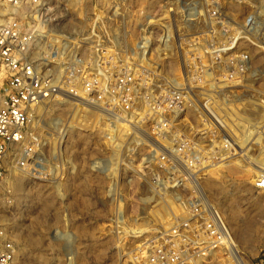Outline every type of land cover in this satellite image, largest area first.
Masks as SVG:
<instances>
[{"label":"rangeland","instance_id":"rangeland-1","mask_svg":"<svg viewBox=\"0 0 264 264\" xmlns=\"http://www.w3.org/2000/svg\"><path fill=\"white\" fill-rule=\"evenodd\" d=\"M52 12L43 29L71 32L81 62L38 108L21 169L8 158L16 264H264V0Z\"/></svg>","mask_w":264,"mask_h":264},{"label":"built area","instance_id":"built-area-1","mask_svg":"<svg viewBox=\"0 0 264 264\" xmlns=\"http://www.w3.org/2000/svg\"><path fill=\"white\" fill-rule=\"evenodd\" d=\"M54 1L0 0V264H16L20 257L25 210L17 184L10 182L8 158L13 153L21 169L29 157L26 144L35 139L38 108L62 93L64 75L81 62L71 32L58 24L43 29L57 20ZM34 160V176L44 181L43 159ZM256 186L264 190V180Z\"/></svg>","mask_w":264,"mask_h":264}]
</instances>
